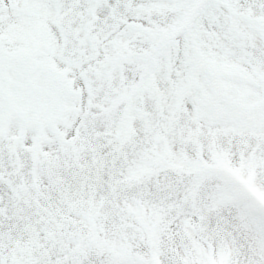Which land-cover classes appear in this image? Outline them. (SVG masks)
Wrapping results in <instances>:
<instances>
[{"label":"snow or ice","instance_id":"6c2138e0","mask_svg":"<svg viewBox=\"0 0 264 264\" xmlns=\"http://www.w3.org/2000/svg\"><path fill=\"white\" fill-rule=\"evenodd\" d=\"M0 264H264V0H0Z\"/></svg>","mask_w":264,"mask_h":264}]
</instances>
